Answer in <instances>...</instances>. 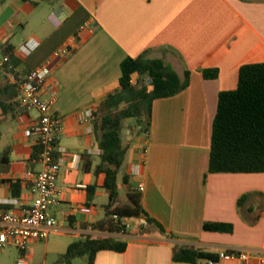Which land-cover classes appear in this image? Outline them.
Listing matches in <instances>:
<instances>
[{"label":"crops","instance_id":"1","mask_svg":"<svg viewBox=\"0 0 264 264\" xmlns=\"http://www.w3.org/2000/svg\"><path fill=\"white\" fill-rule=\"evenodd\" d=\"M43 5L0 0V49L10 44L20 61L12 71L0 70V87L20 84L32 70L55 62L43 93L46 99L55 96L53 111L64 120L57 139L64 152L59 204L52 209L56 225L46 247L61 238L59 252L65 254L86 236L128 243L124 252H98L94 264H188L173 260L175 247L214 254L219 264H239L222 254L264 255V173H209L219 95L238 88L244 65L264 63V0H51ZM87 22L93 33L81 30ZM70 43L73 53L54 59ZM26 44L34 47L29 55L22 50ZM142 55L164 59L181 77L189 71L190 83L176 96L155 100L149 133L128 138L120 174L125 169L129 183L118 178L127 203L118 199L112 209L136 194L165 232L151 225L144 232L109 233L93 228L106 219L109 196L105 173L96 171L100 148L89 111L120 88L122 62ZM207 70H217L218 77L206 78ZM36 119L35 110L4 115L0 94V154L10 150L9 165L0 168V203L31 202L27 176L40 166L32 162L36 138L28 130ZM3 180H19L20 197ZM206 223L231 224L233 231H206Z\"/></svg>","mask_w":264,"mask_h":264},{"label":"trees","instance_id":"2","mask_svg":"<svg viewBox=\"0 0 264 264\" xmlns=\"http://www.w3.org/2000/svg\"><path fill=\"white\" fill-rule=\"evenodd\" d=\"M0 51L9 57L5 72L12 71L20 63L15 48L5 44ZM122 76L120 88L111 92L93 112V130L100 148V163L97 172L106 175L104 188L109 196L106 206V219L93 225L109 233L144 232L151 225L165 232L143 208L136 194H128L129 203L112 209L119 199L118 178L124 167L128 146L123 141L125 122L137 119L141 126L140 134L149 133L152 120L153 103L157 99L169 98L183 92L190 83V72L181 77L164 59H150L142 55L138 58H126L121 64ZM139 81L135 84L133 76ZM208 79L218 77L217 70L204 71ZM148 79L150 83L148 84ZM20 84L6 82L0 87L1 106L4 115H20L26 112L17 102ZM41 148L34 147L32 162L39 164ZM10 150L0 154V168L9 165ZM209 173H264V63L244 65L240 70L239 85L236 90L221 92L218 110L213 123ZM123 183H129L125 173ZM10 184L14 197H20L21 182L3 180ZM246 196L239 200L242 204ZM91 200V196H90ZM113 215L119 218L114 219ZM144 219L147 226L135 223L126 229L123 220ZM205 230L210 232L231 233L233 226L223 223H206ZM126 241L114 237L86 236L72 243L60 258L61 263L71 264L80 257H88V264H94L98 252L112 250L124 252ZM217 260L218 256L197 248L175 247L173 260L177 263L199 264L202 260Z\"/></svg>","mask_w":264,"mask_h":264},{"label":"built area","instance_id":"3","mask_svg":"<svg viewBox=\"0 0 264 264\" xmlns=\"http://www.w3.org/2000/svg\"><path fill=\"white\" fill-rule=\"evenodd\" d=\"M94 29L89 22L81 28L90 33H93ZM33 49L30 44L22 47L27 55L31 54ZM73 51L74 45L67 44L56 51L54 59L65 58ZM8 62L9 57L3 56L0 60V70L4 71ZM54 65V60H50L42 67L32 70L26 80L20 83V93L16 99L22 108L37 112L35 124L28 130V134L35 136L36 144L41 148L40 169L27 176L31 184V202L14 198L0 203V248H17L21 253L18 264H28V245L32 242L47 241L56 225L52 209L59 204L61 192L58 179L63 165L61 152H64L58 147L57 139L64 128V120L53 111L55 96L46 99L43 93L44 83ZM89 116H93V112L89 111ZM144 153L147 154L146 149ZM139 190H144V184L139 185ZM3 205L10 206V209H4ZM113 218L119 217L113 215ZM123 223L126 229L135 223L140 226L148 225L144 219L126 218ZM120 233L125 234V229ZM221 258L237 259L239 264H254L255 260L258 261L257 264H264V255L255 256L248 251L222 254ZM205 264H219V260L207 259Z\"/></svg>","mask_w":264,"mask_h":264},{"label":"rangeland","instance_id":"4","mask_svg":"<svg viewBox=\"0 0 264 264\" xmlns=\"http://www.w3.org/2000/svg\"><path fill=\"white\" fill-rule=\"evenodd\" d=\"M51 0H27L28 7H34L35 5L40 3H44L46 5L50 4ZM43 5V6H46ZM46 8V7H45ZM48 12L46 11L44 14ZM139 81L138 77H135L134 83L136 84ZM148 84L150 83V79H148ZM141 126L137 119H129L125 122L124 130L122 133L124 144H127L128 138L134 137L135 135H141ZM129 132V134H128ZM126 170L123 169V174H120V182L123 184L122 176L125 174ZM132 184H135V181H132ZM119 197V203L125 204L127 203V195L126 191L121 190ZM121 206V205H120ZM64 245V240L61 238H57V243L55 245H50L46 247V243L38 242V243H30L28 245V251L30 253V260L28 264H67L61 263L60 258L63 254H60L59 249ZM21 256L20 251L15 247H6L4 249L0 248V264H18V260ZM88 257H80L72 261L71 264H88Z\"/></svg>","mask_w":264,"mask_h":264}]
</instances>
